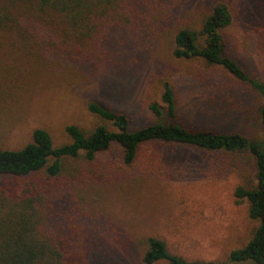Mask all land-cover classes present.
<instances>
[{
  "label": "rangeland",
  "instance_id": "1",
  "mask_svg": "<svg viewBox=\"0 0 264 264\" xmlns=\"http://www.w3.org/2000/svg\"><path fill=\"white\" fill-rule=\"evenodd\" d=\"M225 3L232 13L223 30L228 53L264 82V0ZM22 10L20 26L0 30V149L22 148L35 128L47 130L54 146L71 141L69 124L85 132L100 124L114 129L89 111L90 103L126 112L131 129L153 123L149 104H162L164 81L186 127L238 129L264 147V99L220 66L175 57L172 22L150 23L143 9L137 22L105 25L96 41L76 49L66 47L59 20L30 19ZM161 120L169 121L165 112ZM61 164L72 180L55 192L49 219L54 233L73 238L85 264H144L150 236L187 260L223 261L258 224L233 193L256 185L255 157L247 150L149 142L125 164L114 143L93 163L81 155Z\"/></svg>",
  "mask_w": 264,
  "mask_h": 264
},
{
  "label": "trees",
  "instance_id": "2",
  "mask_svg": "<svg viewBox=\"0 0 264 264\" xmlns=\"http://www.w3.org/2000/svg\"><path fill=\"white\" fill-rule=\"evenodd\" d=\"M0 0V30L9 24H22L18 18L48 15L64 25L66 47L96 41L105 25L137 22L141 10H148L150 23L174 27L173 55L201 59L207 65L220 66L236 81L249 86L264 99V82L253 77L228 53L223 30L232 23V13L225 0ZM172 4L165 8L164 4ZM20 15V16H21ZM165 15V16H164ZM45 18V17H44ZM21 23V24H20ZM160 25V24H159ZM162 104L153 101L149 109L157 117L153 123L130 128L128 114L90 103L89 111L110 122L85 132L75 124L65 126L71 141L54 146L43 128H35L32 139L20 149H0V264H85L82 250L73 247V238L56 228L53 231V196L72 180L63 170L61 159L83 158L94 162L98 152L116 143L125 164L136 158L141 144L155 142L182 144L206 151H249L255 157L256 185L238 186L236 200H245L248 216L258 224L250 240L234 248L223 261L187 260L171 253L164 241L147 237L141 262L154 264H264V147L242 131L188 128L177 120L173 86L163 82ZM166 114L169 121L161 120ZM264 134V106L259 109ZM51 160V161H50Z\"/></svg>",
  "mask_w": 264,
  "mask_h": 264
}]
</instances>
